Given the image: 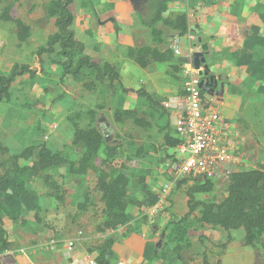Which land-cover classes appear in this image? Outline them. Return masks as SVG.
<instances>
[{
  "label": "trees",
  "instance_id": "16d2710c",
  "mask_svg": "<svg viewBox=\"0 0 264 264\" xmlns=\"http://www.w3.org/2000/svg\"><path fill=\"white\" fill-rule=\"evenodd\" d=\"M78 1L50 0L47 15L54 21V30L48 35L47 43L36 51V59L41 71H43V57L49 56L50 63L62 70L61 83L67 77H72L89 93L99 90L102 95L110 93L113 96L118 91L127 95L135 94L140 104L146 101V105H143L147 107L146 112L143 111L144 109L140 110V107L117 108L114 111V120L119 125L131 122L136 128L148 132L157 115H167L165 107L145 90L135 91L125 88L117 65L109 62L101 63L87 54L85 44L77 39L73 29L77 17L74 6ZM81 1L85 9L94 6L90 0ZM127 1L138 15L141 25L150 30L155 45L158 46L165 41V33L161 27L171 30L179 37L187 36L188 14L180 12L173 18L169 17L172 5L178 0ZM12 12V6H8L0 19L13 22L17 27L18 40L26 43L31 37V28L22 20L16 19ZM173 57L174 53L170 49L162 52L152 46L127 48L125 51V58L142 69H147L153 64L168 63ZM236 57L237 66L246 70L249 80L258 85L257 91L264 94V11L257 15L256 22L251 25ZM40 72L34 71L29 65H15L9 75L0 76V104L11 101V89L18 78L24 76L33 78ZM103 108L104 106L101 105L97 109ZM82 115L77 113L69 117L74 129L72 153L54 152L47 143H42L38 146H29L0 162V264H4L2 255L10 251L11 247L4 219L9 218L14 224L24 225L26 216L34 213L39 221V212L42 209L41 196L63 204L67 191L58 181L59 177H67L76 187L83 188L81 200L76 203L79 212H87L90 207L100 205L104 222L102 227L97 228V232H114L121 229H126L127 233L133 232L135 217L129 208L138 206L139 201L130 196L129 186L132 176H139L140 173L135 174L132 170H128L129 166L125 164L117 166L118 159L124 157V151L121 146H113L109 143L105 134L95 125L97 111L90 110L85 113V116L90 118V124L85 128L80 127L77 121ZM179 143L178 138L165 134L162 149L166 153L165 158L175 159L173 163L177 158L174 155L170 156L166 150L175 149ZM0 149L5 154L9 152L1 145ZM101 153L104 156H101ZM134 157L136 159L144 157L142 147L136 150ZM62 170L64 175L61 174ZM91 177H94L95 183L92 190L87 188ZM141 182L145 187V182L143 180ZM189 182H192V185L186 191L188 212L179 221L169 224L167 227L169 234L162 248L152 244L146 246L145 263L152 264L158 260L165 264H187L184 252L190 246L187 238L194 225L192 218H196L198 225L212 234L226 232L227 243L232 242L231 233L238 230L245 232L244 244L247 247H253L263 238L264 170L251 169L232 173L227 196L222 202H206L197 198L199 195L214 191L213 181L204 178H185L180 180L177 186L181 188ZM144 191L147 195L146 205L149 208L155 206L158 196L153 195L147 188ZM57 241L59 245V240ZM200 241H203L202 237ZM115 242V238L107 237L97 247L89 249V252L98 264H111ZM213 245L224 249L227 247V244L221 246L213 243ZM202 256L203 264H210L206 251Z\"/></svg>",
  "mask_w": 264,
  "mask_h": 264
},
{
  "label": "rangeland",
  "instance_id": "374dc122",
  "mask_svg": "<svg viewBox=\"0 0 264 264\" xmlns=\"http://www.w3.org/2000/svg\"><path fill=\"white\" fill-rule=\"evenodd\" d=\"M49 2L50 0H0V16L5 8L12 6L13 16L29 25L32 33L26 43H21L17 38L16 25L0 19V76L9 75L15 65H29L34 71H41L36 51L47 43L48 35L54 30V21L47 15ZM240 5L243 6L240 14H246L254 22L257 15L264 11V0H240ZM84 10L85 7L79 0L74 6L76 16ZM178 13L180 12L172 10L169 17L173 18ZM161 29L166 33L172 32L167 28ZM42 66L43 71L33 78L29 76L18 78L11 89V101L0 104V145L9 151L5 154L0 149V162L29 146H38L42 143H47L54 152L72 153L74 129L69 117L77 113L83 114L77 121L80 127L85 128L90 124V118L85 116V113L96 110L95 125L105 134L109 143L121 146L124 151V157L118 159L117 166L125 164L129 166L128 170L134 167L135 171H132L135 174L140 173L139 176H132L129 186L130 196L139 201L138 206L129 208L131 214L138 219L135 222L151 223L148 228L151 230L150 233L156 230V235L159 233L165 235L168 232L166 227L182 219L188 212L186 191L192 185V182H189L178 188V183L173 184L167 206L157 214L150 213L151 208L146 205L147 195L144 189L147 188L153 195L159 196L163 188L174 179L173 168L169 164L172 159L165 158L166 153L162 149L165 133L159 130L161 127L157 125L160 122L161 126H164L167 119L159 120L157 123L154 121L148 132L136 128L131 122L119 125L114 120L115 109L140 107V110H143L146 102L140 104L138 100L135 101V96L129 97L121 91L113 96L110 93L102 95L99 90L89 93L72 77H67L61 83L62 70L50 63L49 56L43 57ZM127 67V71L123 70L121 73L123 86L127 88L128 85H132L134 89L143 87L142 68L131 61H128ZM257 89L258 85L248 79L242 89V104L248 105L249 110L231 122L232 125L239 127L245 139L243 149L247 155L240 168L232 166V170L235 171L264 170V94L259 93ZM101 105L104 108L98 110ZM140 147L143 148L144 157L136 159L134 155ZM168 154L176 158V150L173 148ZM61 174L64 175L63 170ZM141 180L145 182V187ZM58 181L67 191L65 202L59 204L41 196L42 209L39 212V221L34 213L26 216L24 225L14 224L9 218L4 219L5 230L11 244L10 251L2 255L4 264H15L14 259L18 256L25 258L24 264L42 263L35 260L34 256H39L42 261H47L48 256H57V261H62L59 253L54 251L52 253L46 247L52 237L59 241H75L76 246L89 252V249L97 247L107 237L128 234L126 229L115 234H112V231L97 232V228L102 227L104 222L100 205L90 207L87 212H79L76 203L81 200L83 188L76 187L67 177H59ZM214 185L212 193L199 195L197 198L206 202H222L227 196L229 182L215 181ZM94 186V177H91L87 188L92 190ZM192 222L194 225L187 238L190 246L184 252L187 264H203L204 251L207 252L210 264H264V236L253 247H247L244 244L243 230L233 231L231 233L233 242L227 243L226 232L212 234L201 228L196 218H192ZM164 223H167L165 227ZM133 229L134 232L136 229ZM201 237L203 241H200ZM165 239L166 236L162 238L163 241ZM213 243L221 246L227 244V247L225 249L214 247ZM89 254L92 255L90 252ZM27 256L30 260L26 259Z\"/></svg>",
  "mask_w": 264,
  "mask_h": 264
},
{
  "label": "crops",
  "instance_id": "0c3cea01",
  "mask_svg": "<svg viewBox=\"0 0 264 264\" xmlns=\"http://www.w3.org/2000/svg\"><path fill=\"white\" fill-rule=\"evenodd\" d=\"M90 3L94 6L88 7L82 13H77L73 26L77 39L85 44L86 52L90 57L101 63L115 64L122 73L123 70L127 71L128 69L129 60L125 58L127 48L152 46L157 47L162 52L169 49L172 51L173 40L181 38L182 54L180 56L174 54L173 59L168 63L153 64L147 69H142L144 81L143 87L140 89L145 90L162 105L170 100H182V68L187 62H193L206 69L203 77L205 100L219 105L223 116L230 123L236 120L238 116H242L244 112H248L249 106L242 104V89L249 78L246 70L237 66L236 56L249 33L251 25L255 22L246 14H240V1L178 0L172 5L171 11L188 14V34L185 37H179L174 32H164L165 41L158 46L154 44L150 30L141 25L138 15L127 0H90ZM128 86L127 89L140 90L134 89L135 87H131L132 85ZM130 96H135V101L138 100V96L135 94H130ZM165 110L167 115H157L155 122L167 119L164 126H161L160 122L157 124L158 127H161L159 130L178 138L175 132V111ZM143 111L146 112V109ZM233 126L236 129L239 128L237 125ZM170 150L171 148H167V153ZM172 161H169L170 165L174 164ZM133 168L131 170L135 169ZM137 220L135 218L133 221L135 223L133 228H137L134 232L124 235L117 234L113 237L116 242L113 246L111 264H147L144 259L146 246L152 244L162 248L164 245L165 241L162 238H165L169 232L165 235L161 233L156 235V230L150 233L151 230L148 228L151 223L143 221L142 224L140 222L139 224L135 222ZM166 224H163L164 227ZM122 231L123 229L117 230L112 234ZM220 233L221 231L218 234ZM67 242L59 241V245L54 251L62 256V261L58 262L57 256H48L47 261H42L39 256H34L35 260L42 262L36 263L86 264L83 260L85 256L94 259L93 255L79 246H76L72 258L67 259L65 256ZM26 259L30 260L28 256ZM14 260L15 264L26 262L23 256H18ZM152 264L165 263L155 260Z\"/></svg>",
  "mask_w": 264,
  "mask_h": 264
},
{
  "label": "built area",
  "instance_id": "2783aa9c",
  "mask_svg": "<svg viewBox=\"0 0 264 264\" xmlns=\"http://www.w3.org/2000/svg\"><path fill=\"white\" fill-rule=\"evenodd\" d=\"M172 51L182 54L181 38L173 40ZM205 67L187 62L182 68L183 98L168 101L165 109L175 111V132L180 143L175 148L177 161L172 164L174 179L167 184L158 196V202L150 213L157 214L167 206L173 184L185 178H204L215 181H228L233 167H241L246 158L245 139L222 114L219 105L209 103L203 95ZM58 241L52 237L47 244L49 251H55ZM75 241L65 245V256L71 259L75 251ZM86 264H97L90 256L83 259Z\"/></svg>",
  "mask_w": 264,
  "mask_h": 264
},
{
  "label": "water",
  "instance_id": "95a60500",
  "mask_svg": "<svg viewBox=\"0 0 264 264\" xmlns=\"http://www.w3.org/2000/svg\"><path fill=\"white\" fill-rule=\"evenodd\" d=\"M204 84V83H203ZM102 120H100V122H101ZM108 126H109V124H108Z\"/></svg>",
  "mask_w": 264,
  "mask_h": 264
}]
</instances>
